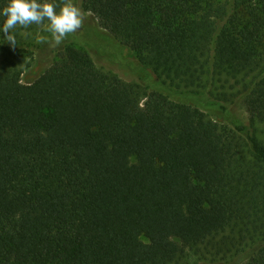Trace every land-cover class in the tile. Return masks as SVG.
I'll return each instance as SVG.
<instances>
[{
    "label": "trees",
    "instance_id": "trees-1",
    "mask_svg": "<svg viewBox=\"0 0 264 264\" xmlns=\"http://www.w3.org/2000/svg\"><path fill=\"white\" fill-rule=\"evenodd\" d=\"M215 2L84 0L97 23L84 30L163 85L222 111L236 100L264 126V0H239L230 20ZM46 27L17 26L14 48L0 32V264H264V136L75 47L24 84Z\"/></svg>",
    "mask_w": 264,
    "mask_h": 264
},
{
    "label": "rangeland",
    "instance_id": "rangeland-1",
    "mask_svg": "<svg viewBox=\"0 0 264 264\" xmlns=\"http://www.w3.org/2000/svg\"><path fill=\"white\" fill-rule=\"evenodd\" d=\"M84 0H76V4L80 6L85 14L86 19L83 27L77 31L87 35L85 41L89 44L86 48L81 47L74 42L75 33L69 34L62 44L57 47H52L50 42L52 34L47 31V27L41 30L38 34L30 39L34 43V48L30 52L29 67L24 71L22 81L24 84L33 83L45 72L50 70L58 62V53L68 47H75L84 50L90 54V57L95 61L97 67L106 74H113L124 80L127 83L136 84L146 88L148 92L157 91L173 101L191 105L202 109L211 119L224 127H231L234 122H240L243 125L250 127L253 133L259 137L264 136V126L255 125L245 108L236 100L229 102H221L226 106V111L215 105V98L208 93L197 94L196 97H190L188 91H177L169 85H163L162 82L149 70L143 69L139 65V60L136 54L131 52L126 47L104 42V46H99L98 40L90 30H84L97 25L90 12L86 11L83 3ZM239 0H216L215 10L226 14V19L241 18L242 8L238 5ZM43 41V42H41ZM263 133V134H262ZM190 264H202L198 260H192Z\"/></svg>",
    "mask_w": 264,
    "mask_h": 264
},
{
    "label": "clouds",
    "instance_id": "clouds-1",
    "mask_svg": "<svg viewBox=\"0 0 264 264\" xmlns=\"http://www.w3.org/2000/svg\"><path fill=\"white\" fill-rule=\"evenodd\" d=\"M0 17H3L0 32L4 34V41L13 48L16 40L12 33L17 26L27 29L45 22L47 31L52 34L50 44L57 47L69 34L83 27L86 14L73 0H8L6 6L0 9Z\"/></svg>",
    "mask_w": 264,
    "mask_h": 264
}]
</instances>
